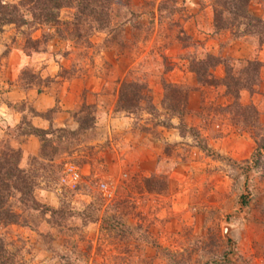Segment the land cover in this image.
Returning a JSON list of instances; mask_svg holds the SVG:
<instances>
[{"label": "rangeland", "instance_id": "374dc122", "mask_svg": "<svg viewBox=\"0 0 264 264\" xmlns=\"http://www.w3.org/2000/svg\"><path fill=\"white\" fill-rule=\"evenodd\" d=\"M160 1L130 0L129 9L134 15L130 18L124 9L120 10L114 27L107 33L89 36V45L76 43L69 36L65 23L71 22V9L61 10L55 25L20 30L12 25L0 27V108L26 111L24 122L30 123L31 108L25 103H8L5 98L11 85L6 59L13 49L27 56L29 52L30 56L43 54L44 59L35 56L33 62L57 63L60 79L94 77L109 83L99 93L105 95L103 101L97 93L84 92L70 113L73 129L63 127L70 131L77 128L73 113L84 104L90 106V113L94 111L92 129L76 136L61 132L48 136L46 151L57 150L51 162L40 159L39 150L26 159L21 152V167L37 168L40 175L34 197L51 212L31 213L27 216L28 227L0 225V238L13 255L11 264H168L166 252L176 254L185 264H205L225 250L233 264H264V167L260 164L258 169H246L252 166L250 158L232 159L208 144L209 138H251L257 133L252 112L254 109L259 117L258 108L264 107L261 81L253 92L239 94L238 106L249 110L227 108L235 101L223 86L198 84L204 89L199 97L196 95L200 107L195 115L203 123L201 130L195 129L203 138V133H208L205 140L219 155L216 158L198 150L188 135L177 143L166 141L165 134L172 128L158 126V122L168 121L164 91L152 114L143 110L133 115H109L110 94L122 79L156 80L163 89V82L181 78L177 91L187 93L189 103V92L193 90L189 86L190 58L200 60L208 52L202 37H191L183 31L184 6L177 5L173 16H167L166 8L162 11L164 18L156 22L154 14ZM165 1L171 6V0ZM208 2L211 7V0ZM258 5L264 9L263 0H254L251 12ZM123 16L130 22L120 31L116 26ZM28 38L37 43L27 44ZM245 43L256 49L251 40ZM39 68L28 65L23 70L34 76L35 85L52 87L56 81L40 79L36 73ZM240 68L242 64H234L233 73ZM99 106L104 108L99 110ZM47 117L51 119L52 113ZM1 118L0 147L10 145L15 137L14 129L3 124ZM171 122L178 124L175 118ZM238 142L233 145L243 151L245 143ZM139 147H149L150 153H141ZM32 157L38 159L31 162ZM65 164L77 167L81 174L74 187L61 181ZM107 181L116 184L111 202L103 199L99 188ZM107 223L111 229L104 228Z\"/></svg>", "mask_w": 264, "mask_h": 264}, {"label": "trees", "instance_id": "16d2710c", "mask_svg": "<svg viewBox=\"0 0 264 264\" xmlns=\"http://www.w3.org/2000/svg\"><path fill=\"white\" fill-rule=\"evenodd\" d=\"M254 0H211L213 32H228L232 40H251L256 49L264 47V20L252 14L249 10L250 4ZM264 1V0H263ZM178 1L171 0V6H166V1L159 2L156 14L157 20L164 18L162 11L168 9L167 16H173L176 11ZM130 0H17L15 3L0 0V27L12 25L15 29H31L39 25H55L59 21V14L63 9L73 10L71 22L65 23L67 32L72 39L79 44H88V37L94 33H107L114 27V21L120 15V10L124 9L130 18L132 11L129 9ZM25 10L27 17L24 16ZM124 17V16H123ZM129 18H123L116 26L120 31L124 24L129 23ZM37 42L28 38L27 44L34 46ZM28 55L30 54L27 53ZM232 61V62H230ZM234 64H242V68L233 72ZM221 66L224 76L217 79L213 75V70ZM261 63L256 59L228 60L220 56L208 53L203 58L196 60L194 57L189 61V72L201 86H223L225 93L233 98L235 102L226 106H236L238 109L249 110V107L238 106V97L241 91L253 92L254 87L260 82L259 71ZM27 70L21 72L19 82L21 88H30L35 85L34 76L31 77ZM20 84V85H21ZM37 85V84H36ZM176 84L163 82L164 110H167V122H158V126L165 129L174 128L178 130L180 137L190 136L195 142V147L207 157H219L207 145L205 138L192 127H188L183 122V117L188 109L187 93H180ZM144 105V106H143ZM90 106L82 104L78 111L73 113L77 128L74 131L66 128H56L50 123L49 128L40 130L33 128L25 119L14 128L15 134L19 136H34L40 142L39 158L48 162L53 160V154L57 150H47L48 136L53 133H68L76 136L82 131L93 128L94 111L89 112ZM149 114L156 112L150 97V90L145 79H125L120 83L118 97L113 113L133 115L141 111ZM32 115L36 113L29 111ZM56 112V108L47 111L42 115ZM93 113V114H92ZM253 127L257 133H252L251 138L255 144V149L250 157L251 165L246 169H258L261 164L264 167V124L259 121L258 113L253 109ZM175 118L178 124L174 126L171 120ZM246 120L243 119L242 123ZM62 136V135H61ZM49 149V148H48ZM37 157H32L36 161ZM21 150L12 148L8 143L0 147V225H17L28 227V217L31 213L51 212L46 206L40 204L34 197L36 178L40 176L38 169H26L21 167ZM150 179H145L148 183ZM160 190V189H159ZM152 191V189H151ZM154 191V190H153ZM54 213V212H53ZM106 223V222H105ZM106 230L111 226L105 224ZM113 228V227H112ZM227 245V244H226ZM165 251V250H164ZM13 255L7 249L6 244L0 238V264H11ZM168 264H185L182 258L176 254L166 252ZM205 264H233L229 259L227 250L220 255L211 258Z\"/></svg>", "mask_w": 264, "mask_h": 264}, {"label": "crops", "instance_id": "0c3cea01", "mask_svg": "<svg viewBox=\"0 0 264 264\" xmlns=\"http://www.w3.org/2000/svg\"><path fill=\"white\" fill-rule=\"evenodd\" d=\"M177 3V5H182L185 7L183 19L181 20L183 22V31H185V33L191 37H202L204 39L203 41L205 42L206 51L211 55L241 59H249L251 57L256 58L261 63L259 78L264 86V47L254 50L249 44L245 43V39L232 40L228 32L214 33L212 24V9L208 0H178ZM251 4L249 10L251 8ZM251 13L261 17L264 20V9H262L261 5H258L256 10H253ZM154 17L157 22L156 12ZM221 44L224 46L221 47ZM40 55L42 56L41 59H44L43 54H32L31 56H27L16 49H13L9 52L6 59V72L9 75L8 78L11 85H9V89L5 92V98L7 99L8 103L11 104L25 103L26 108L30 107L31 110L36 113V115H33L30 118V125L33 128L46 130L49 128L50 123H52V125L57 128L70 127L73 129L70 113L78 105L83 93H97L96 96L101 98L103 101V96L105 95H100L99 93L103 87L109 85V83L106 81H99V79L94 77L60 79L57 75V67H55V65L57 66V63H51L48 61L37 64L36 62H33V59H37L36 57ZM28 65H39V67H41L36 72L40 79L51 78L56 82L51 83L52 85L50 86L52 87H49L43 83L42 86L31 85L30 88H21L19 82V73ZM4 66L5 65L3 64V67ZM213 74L217 79L223 78V68L221 66L216 67L213 71ZM122 81L123 79L120 80L115 91L111 92L110 94L111 105L109 106V115L113 112V108L118 97V89ZM147 83L152 98V104L155 107H158V104H160L163 96V89L161 88L160 84L156 82V80H151ZM167 83H173L176 85L180 84L181 78H174L171 80V82L167 81ZM189 86L193 89L189 92V103L187 105L189 114L185 115L183 120L187 126L194 128L198 127L199 129V126L201 123H203V120L198 115H195L197 113L196 111L199 110L200 107L196 100L197 96L199 97L201 95L199 94V91L203 90L204 87L198 86L196 80L192 76V73H189ZM105 92L106 91L104 89L102 94ZM97 102L99 103L98 100ZM104 106H99V110H102ZM53 108H56V112L52 114L51 119L49 117L37 115L44 114ZM0 110L2 111L0 112V115L3 118H0L3 121V124H5L10 129L16 128V126L21 122L26 114V111H14L7 106L1 107ZM258 111L259 121L261 124H264V107L262 109L258 108ZM171 130L172 132H167V134H165V136H167V138H165L167 142L177 143L183 140L178 135L176 129L172 128ZM169 136L171 138H168ZM203 136L205 138H209L208 133L204 132ZM232 136L233 135H224L221 139L217 140H212L209 138L208 144L218 153L224 154L232 159H249L255 149L253 140L248 135L237 136L236 138ZM238 140H242L245 143L243 151L238 149L239 146L233 145V142H238ZM228 142L231 145L227 144ZM10 146L14 149H20L24 159L29 156L37 155L39 150L38 140L32 135L27 137H18V134H15L14 139L11 140ZM148 148L139 147L137 150H140L141 153H150ZM157 155L158 154H156L154 157H157Z\"/></svg>", "mask_w": 264, "mask_h": 264}, {"label": "built area", "instance_id": "2783aa9c", "mask_svg": "<svg viewBox=\"0 0 264 264\" xmlns=\"http://www.w3.org/2000/svg\"><path fill=\"white\" fill-rule=\"evenodd\" d=\"M81 174L77 167L71 164H65L63 176L61 178L62 183L74 187L80 180ZM101 195L107 202H111L115 197L116 184L113 181H107L99 185Z\"/></svg>", "mask_w": 264, "mask_h": 264}]
</instances>
